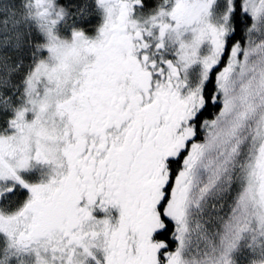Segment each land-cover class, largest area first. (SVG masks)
I'll list each match as a JSON object with an SVG mask.
<instances>
[{"label": "snow or ice", "instance_id": "6c2138e0", "mask_svg": "<svg viewBox=\"0 0 264 264\" xmlns=\"http://www.w3.org/2000/svg\"><path fill=\"white\" fill-rule=\"evenodd\" d=\"M245 240L264 264V0H0V264Z\"/></svg>", "mask_w": 264, "mask_h": 264}, {"label": "rangeland", "instance_id": "374dc122", "mask_svg": "<svg viewBox=\"0 0 264 264\" xmlns=\"http://www.w3.org/2000/svg\"><path fill=\"white\" fill-rule=\"evenodd\" d=\"M11 11V9H9ZM98 19V18H97ZM96 22V21H95ZM49 169L41 164H36L35 167L29 171L23 172L22 175L29 180L30 182H33L31 180L32 177H39L42 179H45L46 174L48 173ZM247 240L242 241L241 250L237 253H234V258L237 260V264H247V261L249 259L250 253L249 249L245 247L247 244Z\"/></svg>", "mask_w": 264, "mask_h": 264}, {"label": "flooded vegetation", "instance_id": "af4514ba", "mask_svg": "<svg viewBox=\"0 0 264 264\" xmlns=\"http://www.w3.org/2000/svg\"><path fill=\"white\" fill-rule=\"evenodd\" d=\"M98 18V19H97ZM96 21V22H95ZM95 21H94V24H95V26H98L99 25V23L101 22V18H100V15H99V13H97V15H96V17H95ZM94 26V27H95ZM89 36H95V34H96V29L93 31V32H88L87 33ZM49 172V171H48ZM49 177H48V175L46 174V177H45V179H42V178H39V177H32L31 178V180L33 181V183H39V182H41V181H46L47 179H48ZM113 214L114 215H118V213L114 210V212H113ZM96 215H98V216H102L103 215V213L102 212H97L96 213Z\"/></svg>", "mask_w": 264, "mask_h": 264}, {"label": "trees", "instance_id": "16d2710c", "mask_svg": "<svg viewBox=\"0 0 264 264\" xmlns=\"http://www.w3.org/2000/svg\"><path fill=\"white\" fill-rule=\"evenodd\" d=\"M95 25V24H94ZM96 29V27H92L91 29H86L87 33L93 32Z\"/></svg>", "mask_w": 264, "mask_h": 264}]
</instances>
